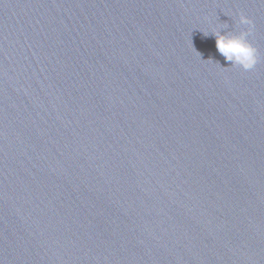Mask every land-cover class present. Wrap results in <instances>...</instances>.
<instances>
[{"label":"water","instance_id":"95a60500","mask_svg":"<svg viewBox=\"0 0 264 264\" xmlns=\"http://www.w3.org/2000/svg\"><path fill=\"white\" fill-rule=\"evenodd\" d=\"M0 264H264V0H0Z\"/></svg>","mask_w":264,"mask_h":264},{"label":"clouds","instance_id":"9594fccd","mask_svg":"<svg viewBox=\"0 0 264 264\" xmlns=\"http://www.w3.org/2000/svg\"><path fill=\"white\" fill-rule=\"evenodd\" d=\"M239 22L242 25L249 26L247 32L221 34L220 31H217L214 33L215 45L226 62H230L231 65L240 66L245 71H248L253 69L258 61L257 49L247 39L251 32L252 21L246 16L241 15Z\"/></svg>","mask_w":264,"mask_h":264}]
</instances>
